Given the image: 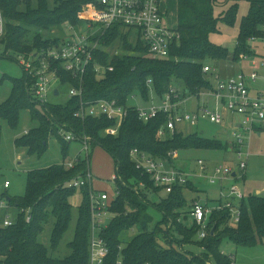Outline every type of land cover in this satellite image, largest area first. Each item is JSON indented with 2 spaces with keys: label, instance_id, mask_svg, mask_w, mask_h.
I'll return each mask as SVG.
<instances>
[{
  "label": "trees",
  "instance_id": "16d2710c",
  "mask_svg": "<svg viewBox=\"0 0 264 264\" xmlns=\"http://www.w3.org/2000/svg\"><path fill=\"white\" fill-rule=\"evenodd\" d=\"M97 0H55L51 7L48 0H0V9L5 19L4 57L14 59L13 54L32 53L59 43L62 36L45 38L44 31L54 26L73 24L80 29L85 24L82 6ZM248 13L242 17L236 48H228L211 41L210 35L218 31L219 23L233 25L238 13L240 0H178L177 30L179 44L171 48L168 59L150 57L139 32L126 30L119 24L107 28L99 34V47L87 68L84 78L83 100H116L127 107V115L118 135L104 134V130L116 124L107 115L88 116L81 119L75 116L81 106L80 97L68 98L64 103L37 102L33 85L34 78L23 70L19 78H11L10 96L0 104V116L12 127H16L20 112L31 109L32 119L39 125L15 139L18 146L28 149V154L43 155L48 148L51 134H59L60 129L73 131L80 136H91V146L106 149L114 159L115 171L119 167L120 178L116 179L118 196L111 207L114 217L103 231L109 253L104 264H195L198 257L184 244L204 246L218 264H234L232 257L222 254L221 243L230 240L236 244L254 245L264 238V197L254 194L241 200L239 220L230 224L228 210H215L206 226L207 235L200 238L201 226L192 222V227L181 219L189 215L190 202L185 189H195L192 181L177 185L163 198L150 199L149 191L159 193L150 176L138 170L131 159L133 148L146 151L154 157H167L173 150L218 149L229 150L228 141L205 138L199 133L184 135L175 132L166 138L159 136L161 126L166 123V115L161 113L146 122L140 119L137 106L129 104L136 92L150 101L151 89L162 97L172 87L183 83L185 93L197 95L211 81L204 73L205 62L210 59L239 61L241 55L254 54L248 40L261 37L264 27V0H248ZM230 6L216 15V8ZM1 37V38H3ZM118 46L116 51L113 48ZM118 51V52H117ZM16 59V58H15ZM17 60V59H16ZM96 64L112 66L103 78L95 72ZM62 85H78L72 75L60 70ZM151 80V83H149ZM42 108V110L40 109ZM2 127L0 125V150ZM61 163L46 168L33 169L27 174L25 193L10 196L3 193L9 207L18 209L14 223L0 226V264H89L91 210L88 187L81 189L68 187L66 183L78 173L87 169V160L76 163L68 169L69 143L63 137ZM125 183L129 184L125 185ZM144 181L146 189L135 191ZM82 196L74 238L68 243L70 253L64 258L51 255L49 247L40 241L47 225H52L51 249H57L68 231L73 219L72 197ZM152 205L162 213L161 218L151 225L154 217L148 211ZM187 210V211H186ZM31 215L28 222L27 215ZM152 226V227H151ZM137 227L139 232L128 241L124 233ZM215 227L214 234L211 233Z\"/></svg>",
  "mask_w": 264,
  "mask_h": 264
},
{
  "label": "built area",
  "instance_id": "2783aa9c",
  "mask_svg": "<svg viewBox=\"0 0 264 264\" xmlns=\"http://www.w3.org/2000/svg\"><path fill=\"white\" fill-rule=\"evenodd\" d=\"M168 0H97L95 3H87L82 6V17L85 24L78 29L73 24H66L70 35L63 37L59 43L52 44L46 49L32 53H17L15 58L22 69L34 78L33 93L38 103H50L49 96L52 92L56 94L59 87L54 88L55 83L62 81L60 70L72 75L78 85H69L68 98L80 97L81 106L76 111L75 116L85 119L88 116L100 117L107 115L117 122L114 126L104 130V134L118 135L123 120L127 115V107L119 104L116 100L97 99L93 101L83 100L84 78L88 66L94 58V51L99 47V34L115 24H119L126 30L133 29L139 32L150 57L156 59H168L171 48L180 42V34L177 27L167 24L166 10L163 8ZM5 35V19L0 9V38ZM261 39L264 42V27L261 37H252L248 42L253 46L254 41ZM118 52V51H117ZM254 54L241 55L239 63L250 57H257L252 61L254 68L245 71L243 68L235 75L221 79L217 74L214 77L208 76L211 85L206 90H200L196 95L202 99L191 111H181L180 106L188 99L183 98L180 90L172 86L162 97H158L151 89V99L148 105H137L140 119L148 122L163 113L166 115V123L160 130L159 136L166 138L168 135L180 132L177 124L188 122L193 126H199L200 121L210 120L221 124L225 122L226 113L238 116L234 122L232 135L235 138L237 156L240 159L239 169L244 171L247 168L248 153L243 151L247 133H255L264 130V54H259L254 50ZM113 70L112 66L96 64L95 72L99 78H103L108 71ZM213 68L209 65L204 67V73L213 74ZM215 79L217 82L215 84ZM151 83V80H149ZM192 94H189L191 97ZM195 95V94H194ZM160 99V100H159ZM59 134L67 141H79L82 144L81 153L74 159L66 160L64 165L68 169H74L80 160H87V169L78 173L74 178L66 183L68 187L81 189L88 187L90 210H91V231H90V259L89 264H104L109 253L107 241L103 237V231L114 217L111 207L118 196L116 179L119 167L112 177L115 186L111 190L97 189L94 186L95 177L90 170L91 158V136L86 134L76 135L73 131L60 129ZM235 146V145H234ZM131 159L136 168L151 177L154 185L160 189L159 193H153L147 189L149 197L159 196L158 199L171 193L175 186L186 185L196 175L191 171L176 166V159L180 157L179 150H173L167 157H154L146 151L133 148L130 151ZM201 170L200 177L208 178L213 185L219 186L218 199L211 205L203 203L195 198L190 203L189 215L193 222L205 225L200 232V238L207 235L206 225L209 224L210 216L215 210H228L231 213L230 221L233 224L239 220L240 207L236 206L234 199L243 200L246 198L236 186H231L228 193L225 192L227 186L224 181L238 178V174L233 167L228 165H218L210 175L204 172L207 169L205 161L198 160ZM242 178V177H241ZM125 185H128L125 183ZM10 182H5V187H9ZM147 184L140 182L138 188L132 187L135 191L146 189ZM164 193V196H160ZM157 199V198H156ZM9 207V205H8ZM31 215L28 214L26 220L29 222ZM15 221V220H14ZM9 216L3 222L4 226L14 223ZM117 264H122L118 260Z\"/></svg>",
  "mask_w": 264,
  "mask_h": 264
},
{
  "label": "rangeland",
  "instance_id": "374dc122",
  "mask_svg": "<svg viewBox=\"0 0 264 264\" xmlns=\"http://www.w3.org/2000/svg\"><path fill=\"white\" fill-rule=\"evenodd\" d=\"M49 4L54 6L55 0H48ZM37 0H33V4L36 5ZM230 6V3L225 6H219L216 8V15L218 16L222 11L226 10ZM250 3L248 0H240L239 9L233 25L225 22H220L218 25V31L211 33L210 39L212 42L219 46L228 48L231 52L236 48L237 39L240 30V22L243 16L248 13ZM163 8L166 10L167 24L172 27H177V9L178 0H168L164 4ZM45 38L66 37L70 35L66 25L54 26L50 30L43 32ZM4 38H0V104L3 103L11 94L12 81L11 78H19L23 75V69L18 61L15 59V54L12 53L14 59L4 57L5 44H3ZM118 44L112 51L118 49ZM253 49L259 53L264 54V42L261 39L254 41ZM8 54V53H7ZM5 54V55H7ZM257 57H250L245 59L240 65L239 61H232L228 59L215 60L208 58L205 62V66L209 65L213 68V74L208 76L214 77L219 74L221 79H227L243 68L245 71H250L254 68L252 61ZM215 84L217 79H215ZM59 87L60 94L56 95L52 92L49 96L51 103H64L68 99L69 86L55 83L54 88ZM182 97L188 99L186 103L180 106L181 111H191L196 108V105L201 102L196 95L192 94L191 97L188 93H185V88L182 82H179V87ZM207 87H203L201 90H206ZM160 100V99H159ZM138 102H143L139 92H136L130 98L129 104L137 106ZM42 110V108H40ZM238 119V116L226 113L225 122L221 124L214 123L210 120H202L199 126H193L188 122H181L177 124V130L184 135H190L193 133H199V135L205 138H217L222 141H231L232 147L229 150L218 149H181L179 150L180 157L176 159V166L183 168L186 171H191L196 175L192 178V182L197 188L185 189L187 199L191 203L193 199H201L203 203H214L218 198L219 186L213 185L209 182L208 178L200 177L201 170L198 165V160L202 159L207 165V169L204 172L210 175L214 172V168L218 165H228L233 167V170L238 174V178L224 181L227 186L225 192L228 193L231 186H236L238 190L246 197L250 195H260L264 197V130L261 135L258 133H247L249 138L246 140V146L243 148L244 152L248 153V158L244 156L243 160H247V168L244 171H240L239 163L240 159L237 156V147L234 142L235 138L232 135L234 130V122ZM0 125L2 127L1 137V150H0V226L3 225L4 220L9 215V218L16 220L18 209L11 207L9 212L5 209V199L3 193H7L10 196H19L25 193L27 174L30 170L46 168L53 164L61 163L64 159L62 152L61 135L51 134L48 141V148L46 152L39 156L37 154H28V149L23 146H18L15 139L27 133L31 128L39 125L38 120L32 119L31 109L24 108L20 112L19 121L16 127H12L5 119L0 116ZM235 145V146H234ZM82 144L79 141H71L69 143V151L66 160H72L78 153H81ZM90 170L95 177L94 186L97 189L107 188L111 190L115 184L112 181V177L115 171V163L111 154L102 146L97 145L91 150L90 158ZM245 176V178H243ZM242 177V178H241ZM10 182V187H5V182ZM160 196H164L162 193ZM159 196L152 195L151 200ZM82 196L78 192L71 201L73 207V219L70 227L64 235L57 249H51L50 235L52 231V225H47L45 231L40 236V241L50 249L52 256L57 258H64L70 253L68 243L73 240L76 223L79 216V205L81 204ZM241 200L234 199L236 206H239ZM224 210V209H223ZM148 211L153 215L154 220L151 225L161 218L162 213L155 209L152 205L149 206ZM187 211V210H186ZM181 221L189 227L192 223L190 215L183 217ZM233 224V221L230 222ZM201 229L205 225H200ZM207 226V225H206ZM152 227V226H151ZM139 232L137 227L131 228L124 233V238L128 241L135 234ZM185 249L190 250L197 257L199 262L195 264H218L212 255L206 252L204 246L195 243H188L183 245ZM220 251L229 257H232L234 264H264V238L258 240L254 245L236 244L230 240H224L221 243Z\"/></svg>",
  "mask_w": 264,
  "mask_h": 264
},
{
  "label": "crops",
  "instance_id": "0c3cea01",
  "mask_svg": "<svg viewBox=\"0 0 264 264\" xmlns=\"http://www.w3.org/2000/svg\"><path fill=\"white\" fill-rule=\"evenodd\" d=\"M242 69V68H241ZM240 69V70H241ZM239 70V71H240ZM189 94V93H188ZM148 104H150V101H146V100H144L143 99V102H138V105H148ZM261 132H263V131H258V132H255V133H258V135H261ZM228 142H230L231 143V141H228ZM231 145H232V143H231ZM243 178H245V176H243ZM95 182H96V180L94 181V184H95ZM9 187H10V185H9ZM8 188V187H7ZM107 188H103V190H106ZM218 198H216L215 200H217ZM199 200H201V199H199ZM11 207H8V204L6 203V201H5V209L9 212V209H10ZM9 216V215H8ZM193 222V221H192ZM190 224H192V223H190Z\"/></svg>",
  "mask_w": 264,
  "mask_h": 264
},
{
  "label": "water",
  "instance_id": "95a60500",
  "mask_svg": "<svg viewBox=\"0 0 264 264\" xmlns=\"http://www.w3.org/2000/svg\"><path fill=\"white\" fill-rule=\"evenodd\" d=\"M58 92H59V91L56 90V94H58ZM214 232H215V227L212 228L211 233L214 234Z\"/></svg>",
  "mask_w": 264,
  "mask_h": 264
}]
</instances>
